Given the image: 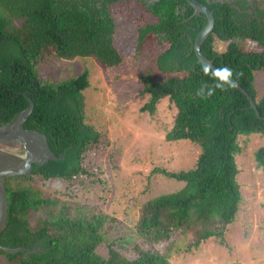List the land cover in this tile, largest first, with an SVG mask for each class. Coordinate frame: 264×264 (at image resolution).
Returning a JSON list of instances; mask_svg holds the SVG:
<instances>
[{
    "label": "trees",
    "instance_id": "16d2710c",
    "mask_svg": "<svg viewBox=\"0 0 264 264\" xmlns=\"http://www.w3.org/2000/svg\"><path fill=\"white\" fill-rule=\"evenodd\" d=\"M81 1L0 0V125L13 122L31 100L33 108L24 128L44 134L57 157L34 165L25 176L5 178L6 221L0 245L23 251L0 250V264H171L165 254L145 249L136 239L155 244L168 241L178 231L193 233L187 250L212 238L227 247L225 232L242 198L236 180L238 136L264 137V95L258 97L253 74L264 69V0H254L261 23L232 18L237 11L228 4L213 5L214 27L201 44L202 54L217 69H231L232 80L253 99L255 109L241 90L227 85L224 90L216 88L212 70L207 75L203 72L204 65L193 50L205 24L202 17L194 23L197 29L191 41L177 32L170 47L157 55L155 66L168 78L157 82L150 73L140 77L141 93L149 94L140 111L152 115L160 100L168 98L177 112L166 141H191L201 152L192 169L152 171L184 185L142 205L129 242L109 241L106 227L113 217L72 200L92 193L95 186L109 191L102 170L87 158L107 144L106 133L85 117L81 91L89 84L88 71L50 82L41 80L36 66L49 49L57 58L92 57L102 65H116L122 60V51L114 44L116 28H124L126 22L138 26L136 39L141 46L145 37L164 30L160 23L175 17L174 3L164 2L155 9L109 0L99 10ZM216 40L225 45L223 51L216 49ZM249 41L261 50L247 49L243 43ZM255 160L264 172V145L256 151ZM11 180L23 184L12 186ZM103 243L107 257L97 253ZM125 245L135 257L120 253Z\"/></svg>",
    "mask_w": 264,
    "mask_h": 264
},
{
    "label": "rangeland",
    "instance_id": "374dc122",
    "mask_svg": "<svg viewBox=\"0 0 264 264\" xmlns=\"http://www.w3.org/2000/svg\"><path fill=\"white\" fill-rule=\"evenodd\" d=\"M130 6L132 4L127 7ZM131 24L126 22L124 28H116L114 44L123 53L119 52L122 60L116 65H102L92 57L57 58L49 49L36 66L42 81L70 79L84 70L89 73V84L81 91L85 117L106 133L107 144L103 149L88 153L87 158L100 167L108 180L109 191L95 186L92 193L72 200L96 207L113 217L114 221L106 227L109 241L123 238L129 242L142 205L183 187L181 181L153 174L154 169L170 172L192 169L201 152L200 146L191 141H166L165 135L172 128L177 112L168 98L160 100L152 115L140 111L149 98V94L141 93L140 77L150 73L161 82L170 76L159 72L155 66L157 55L165 51L168 44L150 35L138 46V26ZM243 44L249 50H261L256 42ZM215 46L219 52L225 49L217 40ZM253 74L254 87L261 97L264 95V69ZM238 144L236 180L242 198L235 220L225 232L227 247L212 238L187 250L193 233L180 231L168 241L155 244L136 239L140 246L165 254L171 264H264V172L257 168L255 160L256 151L264 145V137L240 134ZM0 152L17 158L24 156L19 144L0 143ZM10 183L12 186L23 184L17 180ZM119 251L128 258L135 257V252L127 245ZM97 253L107 257V244H101Z\"/></svg>",
    "mask_w": 264,
    "mask_h": 264
},
{
    "label": "water",
    "instance_id": "95a60500",
    "mask_svg": "<svg viewBox=\"0 0 264 264\" xmlns=\"http://www.w3.org/2000/svg\"><path fill=\"white\" fill-rule=\"evenodd\" d=\"M188 4L195 10V12H201L206 16V25L198 33L194 40L193 50L200 61L204 66H209L210 70L217 69L213 62L205 57L201 52L202 42L211 34L214 27V16L212 12L199 3L196 0H187ZM236 88L241 90L247 95L245 90L236 85ZM248 96V95H247ZM250 106L255 107L253 99L248 96ZM33 108V102L30 100V106L19 113L15 120L11 123L0 125V143H13L19 144L24 151V156L22 158H17L16 156L9 155L4 152H0V231L2 230L5 221H6V193L4 188V180L7 177L12 176H25L29 174L34 165L42 166L47 163L49 160H56L57 157L52 153L46 137L44 134L36 130H26L24 128V123L31 113ZM37 140V145L35 144ZM0 250L9 253H16L23 251V248H10L0 245Z\"/></svg>",
    "mask_w": 264,
    "mask_h": 264
},
{
    "label": "flooded vegetation",
    "instance_id": "af4514ba",
    "mask_svg": "<svg viewBox=\"0 0 264 264\" xmlns=\"http://www.w3.org/2000/svg\"><path fill=\"white\" fill-rule=\"evenodd\" d=\"M75 1L82 3L81 0H75ZM87 1L89 5L92 6L94 5L99 10L104 9L105 4L108 6V2H109V0H87ZM128 1L132 3L133 2L139 4L142 3L145 6H149L155 9H158L160 5L164 2L174 3L175 17L169 20L167 19L165 21L166 24L160 23L161 25H163V29H164L162 32L157 31L151 33V36L157 38L161 43L162 42L167 43L168 44L167 49L172 44L173 38H175L174 34L177 32L181 34V38L188 37V39H190L191 41L192 35L196 33V29H197L194 23L197 22L199 18L201 17L204 18L205 20L204 26L206 25V21H207L206 16L201 12L196 13L195 10L188 4L187 0H128ZM196 1H198L203 6L208 8L212 12V14L214 13V10L211 9L213 5H215L218 8V7H223V5L225 4H228V6H230L233 9V12L237 11L232 13V18H236L237 16H239V19H246L249 22L254 21L255 19L258 21V23L262 22L261 18L258 15L257 6L254 0H196ZM153 19L155 20V22L156 20L158 21L157 17H153ZM214 23H215V16H214ZM198 27H200V25ZM203 27L201 28V30L203 29ZM34 249L37 250L38 247L35 245Z\"/></svg>",
    "mask_w": 264,
    "mask_h": 264
},
{
    "label": "clouds",
    "instance_id": "9594fccd",
    "mask_svg": "<svg viewBox=\"0 0 264 264\" xmlns=\"http://www.w3.org/2000/svg\"><path fill=\"white\" fill-rule=\"evenodd\" d=\"M203 72L207 75L210 71L209 66H202ZM233 73L231 69L223 67L212 70V77L215 82V87L224 90V86L227 85L229 88L236 87L235 82L232 80Z\"/></svg>",
    "mask_w": 264,
    "mask_h": 264
}]
</instances>
